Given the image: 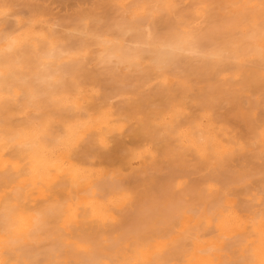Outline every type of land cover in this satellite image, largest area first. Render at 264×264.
Segmentation results:
<instances>
[{
  "label": "bare ground",
  "instance_id": "obj_1",
  "mask_svg": "<svg viewBox=\"0 0 264 264\" xmlns=\"http://www.w3.org/2000/svg\"><path fill=\"white\" fill-rule=\"evenodd\" d=\"M56 1L0 0V264H264V0Z\"/></svg>",
  "mask_w": 264,
  "mask_h": 264
},
{
  "label": "rangeland",
  "instance_id": "obj_2",
  "mask_svg": "<svg viewBox=\"0 0 264 264\" xmlns=\"http://www.w3.org/2000/svg\"><path fill=\"white\" fill-rule=\"evenodd\" d=\"M71 1L75 2L73 0H71ZM93 1L94 0H85L84 1L85 2L84 6H89ZM56 2H57L56 0H54V1L53 0L52 1L48 0V2H47V3H49L48 6L50 7V9H52L51 11L53 12L54 15L56 14V16H58V15L59 16H64V15L68 14L71 11L70 6H65L62 3H59V2L56 3ZM60 4H62V5H60Z\"/></svg>",
  "mask_w": 264,
  "mask_h": 264
}]
</instances>
